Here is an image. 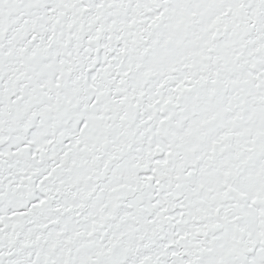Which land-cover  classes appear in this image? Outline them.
Wrapping results in <instances>:
<instances>
[{
  "label": "snow or ice",
  "instance_id": "obj_1",
  "mask_svg": "<svg viewBox=\"0 0 264 264\" xmlns=\"http://www.w3.org/2000/svg\"><path fill=\"white\" fill-rule=\"evenodd\" d=\"M0 264H264V0H0Z\"/></svg>",
  "mask_w": 264,
  "mask_h": 264
}]
</instances>
